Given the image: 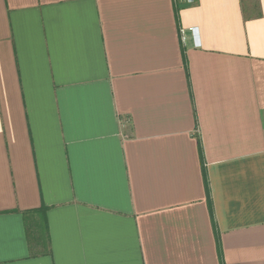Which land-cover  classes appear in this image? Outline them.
Here are the masks:
<instances>
[{"label": "crops", "instance_id": "0c3cea01", "mask_svg": "<svg viewBox=\"0 0 264 264\" xmlns=\"http://www.w3.org/2000/svg\"><path fill=\"white\" fill-rule=\"evenodd\" d=\"M0 264H264V0H0Z\"/></svg>", "mask_w": 264, "mask_h": 264}, {"label": "trees", "instance_id": "16d2710c", "mask_svg": "<svg viewBox=\"0 0 264 264\" xmlns=\"http://www.w3.org/2000/svg\"><path fill=\"white\" fill-rule=\"evenodd\" d=\"M46 210L47 208L42 207L24 212L28 240L32 251L39 250L42 253L49 251V226L45 218ZM36 217L38 218L36 219Z\"/></svg>", "mask_w": 264, "mask_h": 264}, {"label": "built area", "instance_id": "2783aa9c", "mask_svg": "<svg viewBox=\"0 0 264 264\" xmlns=\"http://www.w3.org/2000/svg\"><path fill=\"white\" fill-rule=\"evenodd\" d=\"M187 1L188 3H192L194 2L195 0H185ZM188 31L192 32L193 35H196V38H195V45L196 46H199L200 45V40H199V31L197 29V27H190L187 29ZM187 30H182V33L184 34Z\"/></svg>", "mask_w": 264, "mask_h": 264}]
</instances>
